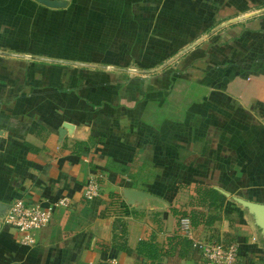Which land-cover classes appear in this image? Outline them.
<instances>
[{
	"label": "crops",
	"instance_id": "crops-1",
	"mask_svg": "<svg viewBox=\"0 0 264 264\" xmlns=\"http://www.w3.org/2000/svg\"><path fill=\"white\" fill-rule=\"evenodd\" d=\"M55 2L0 0V264H143L136 242L179 232L169 206L187 209L195 183L225 198L192 242L230 231L234 264H264V235L233 198L264 202V10L137 71L264 0ZM191 52L184 76L167 68ZM122 187L160 199L130 204ZM14 198L66 203L23 243L1 220ZM155 260L201 264L193 245Z\"/></svg>",
	"mask_w": 264,
	"mask_h": 264
},
{
	"label": "built area",
	"instance_id": "built-area-1",
	"mask_svg": "<svg viewBox=\"0 0 264 264\" xmlns=\"http://www.w3.org/2000/svg\"><path fill=\"white\" fill-rule=\"evenodd\" d=\"M99 184L93 177H89L83 185L82 196L90 199L96 196ZM65 199L59 198L47 205H41L36 201H27L23 198H14L6 206L1 220L13 227L19 233V240L27 243L31 240V230L40 228L48 223L55 205H65ZM190 226L188 218L181 216L178 221L180 234L189 237ZM200 251L201 264H234L238 254V247L234 242L222 243L217 241L192 242Z\"/></svg>",
	"mask_w": 264,
	"mask_h": 264
},
{
	"label": "trees",
	"instance_id": "trees-1",
	"mask_svg": "<svg viewBox=\"0 0 264 264\" xmlns=\"http://www.w3.org/2000/svg\"><path fill=\"white\" fill-rule=\"evenodd\" d=\"M73 144L81 147L84 142L81 140H74ZM194 197L187 201V209H182L174 206H169L170 212L175 215L176 223L181 216L188 218L189 226L194 228L199 224L210 225L214 220L220 219L221 215L218 211L221 210L224 195L215 187L210 185L195 183L193 187ZM223 217H226L229 221H232L233 217L224 212ZM120 233H124V228L120 229ZM222 243H228L233 240L234 235L232 232H224L222 234ZM192 246V240L180 234L179 232H173L166 236V240L163 246H158L157 243L150 236L148 238H140L135 244V252L142 255L144 258L143 264H159L158 256L160 254H175L177 256H184L189 248ZM119 249L125 248L124 241L117 245Z\"/></svg>",
	"mask_w": 264,
	"mask_h": 264
},
{
	"label": "water",
	"instance_id": "water-1",
	"mask_svg": "<svg viewBox=\"0 0 264 264\" xmlns=\"http://www.w3.org/2000/svg\"><path fill=\"white\" fill-rule=\"evenodd\" d=\"M39 1H41V2H43L45 4H48V5L56 3L55 0H39ZM261 10H264V8L256 10V11H252V12H247V13L241 14L239 16H236L234 18L222 21V22L218 23L216 26L212 27L207 32H205L203 35H201L198 38H196L193 41H191L185 47L181 48L180 50H178L177 52L172 54L170 57H168L166 60H164L161 63H159L157 66H155V67H153L151 69H145V70L138 69L137 71H141L142 72V71L156 70L157 68L159 69V68L163 67L164 65H166L168 62H170L173 58H175L176 56H178L179 54L184 52L187 48H189L192 45H194L195 43H197L199 40H201L207 34L212 32L216 28H218L219 26H221L223 24H226V23H228L230 21L239 19L241 17H245V16H248V15L257 13V12H259ZM125 69L134 70V69H132V67L131 68H125ZM121 194H122L123 198L125 199V201L127 203H130V204L139 203V202H141L143 200H146V199H149V198L160 199L158 196H156L154 194H151L148 191L137 189V188H131V187H122L121 188ZM233 198H234V200H236L238 203H240L243 207H245L247 209V211L253 217L254 223L260 228L262 234L264 235V202L254 201V200L246 199V198L239 197V196H233Z\"/></svg>",
	"mask_w": 264,
	"mask_h": 264
},
{
	"label": "rangeland",
	"instance_id": "rangeland-1",
	"mask_svg": "<svg viewBox=\"0 0 264 264\" xmlns=\"http://www.w3.org/2000/svg\"><path fill=\"white\" fill-rule=\"evenodd\" d=\"M186 46V45H185ZM185 46H183V47H185ZM182 47V48H183ZM190 48V47H189ZM188 49V48H187ZM186 49V50H187ZM180 50V49H179ZM198 53H201V51H198ZM189 53H187L186 55L184 54V55H182L181 57H179L178 58V61H176L175 63H173L171 66H169V67H167L168 69H172L173 71H175L176 73L178 72L179 74H181V76H184L185 75V68H186V65H187V63L188 62H190L189 61V58H190V56H192V52L190 53V55H188ZM180 55V54H179ZM178 55V56H179ZM188 56V57H187ZM177 57V56H176ZM175 57V58H176ZM174 59V58H173ZM172 59V60H173ZM166 68V69H167ZM158 69V68H157ZM156 69V70H157ZM153 71V70H152ZM150 72V71H149Z\"/></svg>",
	"mask_w": 264,
	"mask_h": 264
}]
</instances>
